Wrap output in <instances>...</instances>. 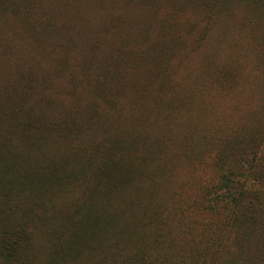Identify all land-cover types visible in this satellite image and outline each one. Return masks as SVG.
Listing matches in <instances>:
<instances>
[{"label": "trees", "instance_id": "trees-1", "mask_svg": "<svg viewBox=\"0 0 264 264\" xmlns=\"http://www.w3.org/2000/svg\"><path fill=\"white\" fill-rule=\"evenodd\" d=\"M154 1L0 0V264H106L138 236L158 243L163 233L149 230L157 209L151 216V208L122 192L148 165L115 162L113 151L128 158L129 139L149 163H165L179 156L174 148L188 154L195 142L193 131L183 135L180 114L204 113L217 99L247 124L264 104V0L248 1L262 21L233 19L232 0H167L216 11L198 37L190 22H166L178 32L162 27L167 19L157 16ZM241 28L254 39L248 48H241ZM228 54L241 62H219ZM188 56L197 60L189 64L196 65L189 68L194 74L182 62ZM251 130H235L215 145L205 128L199 133L216 178L196 208L176 214L183 240L170 243L177 260L264 264V131ZM100 135H107L106 147L84 149L83 165L68 163V150L57 153ZM73 184H87L92 194L104 189L105 199L116 203L83 212L93 195H82L78 206L55 210L51 192ZM151 246L145 245L159 247ZM135 260L146 264V252Z\"/></svg>", "mask_w": 264, "mask_h": 264}, {"label": "rangeland", "instance_id": "rangeland-1", "mask_svg": "<svg viewBox=\"0 0 264 264\" xmlns=\"http://www.w3.org/2000/svg\"><path fill=\"white\" fill-rule=\"evenodd\" d=\"M248 1L250 0H232V18L247 19L249 21H262V15L258 12L259 9H256L254 6L248 3ZM153 3V8L155 9V13L157 14V16L161 19H164V17H166L167 19L165 22H163L162 27H168L172 31L178 32L179 29L177 25H170L166 22H173L172 18L177 21L190 22L193 25L192 28L194 27L195 29H199L194 31L196 37L202 36L201 32L204 31L205 27L210 25L211 21L216 16V11L213 8L212 10H209L207 7H203L202 5L188 7L185 6L186 4H182L183 7H180L179 4H176V6L169 4L167 0H156ZM92 16L94 17V15ZM158 25L159 21L156 22L154 28H156ZM175 27H177V29ZM154 34H156V32ZM239 34L242 46L241 48L250 47L251 43H253L254 41L250 31L241 28ZM186 39L188 41L187 43H185V50L188 51L191 48V43L190 38ZM53 48L55 49V46L49 48V50H52ZM2 49L3 46L0 47V53ZM9 59L10 57H6V60L8 62ZM16 59L18 61H22V58L20 57H17ZM191 61L195 62L197 60L195 57L192 59L190 56L182 59V62L186 65V67H189L188 65ZM223 61L227 63L241 62L240 59H237L231 54H228L224 57V59L219 60V62ZM85 99V101H90L88 98ZM222 102L218 101L217 99L211 101L207 108L208 110H206L209 112L199 114L186 112L183 113L182 116L180 114V117L182 119L181 123L184 125L182 127H185L183 135H190V133L193 131L192 138L195 140V142H193L192 148L190 149L191 152H189L188 154L179 152L177 150L179 147H177L173 149L172 153L179 154V156H175L174 158L170 157V159H167L165 163H160L161 160L157 161L155 159L151 163H149L148 159H145V155H142L143 151L141 150L143 148H141L139 153H135L134 148H140V146L133 147L129 139L127 147L130 148L126 149L128 158L121 157V151H113V160L115 162L120 158L121 160L131 164L137 163L138 166L148 165L145 168V171L142 172V175L144 176L140 175L139 172H137L136 177L133 178L131 184H129L125 190L123 189L124 191L122 192H124L126 198H133L140 201V206L151 208V216H155L153 209H157V212L159 213V215L157 216L158 219L156 220L157 222L156 224H153V227H150L149 230L152 229V232L160 231L163 233V237L158 243H156L153 240L152 235L151 237H148V235L145 236L143 234V237L141 238L138 236L136 237L137 241H131L130 249L128 248V250L123 253L122 256L121 253L112 254L111 251H109V253L111 254L109 256L108 263L106 264H136L135 259L138 258V256L140 257V253L143 252H146V264L152 263L151 258L156 257L158 262L157 264H194V258L188 259L187 263L183 262L182 260H177L178 253L175 249L176 246L170 243V241H174L176 239L181 241L183 240L181 234H178V226L176 225L181 224V221L175 220L176 214L182 211V209L186 206L192 207L193 209L196 208L199 205V201L201 200V198H203L204 192L216 178V172L212 166L210 153L208 151H205L207 149V146L205 144H202L203 139H197L199 133H202L203 128H205L209 132L210 136L215 137V145L221 140L222 136L229 133L231 134L235 130L247 129L248 131L249 128H252L251 132L261 131L260 129L264 131V104L260 106L257 114L252 118V121L245 124L243 121H241V123H237L239 119L236 117V114L229 109L226 101L225 103ZM98 106L100 107L102 114H105V112L107 111L105 105L99 103ZM90 110L89 114H93L92 117L95 118L96 116H99L97 115L99 114L98 109L97 114L92 113ZM191 123L193 124L192 127H190ZM225 123H229V128L222 127ZM147 127L150 126L147 125ZM106 139L107 135H100L95 139L76 140L73 145H64L63 147H61L57 151V153L60 154L65 152L66 150L71 152L69 154L73 155L70 160H68V163L73 164L74 167H78L80 165H83V163H85L87 160L83 150L85 149L88 152H91L92 148L99 144V146L105 148L107 145V142L105 143ZM214 145L212 147H214ZM134 153L136 155H141L142 157L140 159H137L135 156L133 157ZM96 157L100 158L99 155H97ZM161 166H164L162 170L157 169ZM93 175L94 170L87 171L86 173V176L88 177H92ZM53 189L54 188H51L50 192ZM104 191V189H100V191L95 189L94 193L92 194L90 186H88L87 184H84L83 186L73 184L68 188H55L51 192V205L54 206L55 210H70L72 205L75 204L76 206H78V204L82 203V201L80 200V196L92 194L93 199L85 202L82 208L83 212L86 211L88 205L92 206L94 210L102 205L114 207L116 202L110 203V201L105 199L104 196L106 195L103 193ZM33 208L35 210H38V207L35 205ZM168 214L172 215L173 220H165V216H167ZM149 244L152 245L151 248L158 246L159 247L157 250L147 249L145 245ZM94 259L96 261L98 260L95 257ZM83 264H87V262H83ZM237 264L261 263L237 262Z\"/></svg>", "mask_w": 264, "mask_h": 264}, {"label": "bare ground", "instance_id": "bare-ground-1", "mask_svg": "<svg viewBox=\"0 0 264 264\" xmlns=\"http://www.w3.org/2000/svg\"><path fill=\"white\" fill-rule=\"evenodd\" d=\"M225 31H226V30H225ZM215 36H216V34H215ZM217 45H218V44H217ZM222 46H223V45H221V47H222ZM217 48H218V47H217ZM213 51H214V50H213ZM208 52H209V50H208ZM211 52H212V51H211ZM209 53H210V52H209ZM214 53H215V52H214ZM219 53H221V52H219ZM210 54H211V53H210ZM212 54H213V53H212ZM214 55H215V54H214ZM211 56H212V55H211ZM215 56H217V55H215ZM218 56H219V55H218ZM216 58H217V57H216ZM208 61H209V60H208ZM208 61H207V62H208ZM202 63H203V62H202ZM202 63H200V64H202ZM207 64H208V63H207ZM193 65H194V64H193ZM193 65H192V66H193ZM203 65H204V64H203ZM188 66H189V67H188V69H189L191 66H190V65H188ZM194 67H196V65L193 66V69H194ZM193 69H192V67H191V70H193ZM205 69H206V68H205ZM189 70H190V69H189ZM189 70H188V72H189ZM191 70H190V73L193 72L192 74H194V73H195V72H194L195 70H194V71H191ZM203 71H204V70H203ZM188 72H187V74H188ZM190 73H189V75H191ZM202 73H203V72H202ZM189 75H188L187 80H188V79L190 80V78H191ZM203 75H204V74H203ZM191 76H192V75H191ZM193 76H194V75H193ZM189 77H190V78H189ZM192 78H193V77H192ZM197 78H198V77H197ZM188 83H189V82L187 81V84H188ZM191 83H192V82H191ZM185 84H186V82H185ZM185 84L183 83L182 85H185ZM188 86H189V84H188ZM190 86H191V85H190ZM186 88H187V87H185V89H186ZM187 89H188V88H187ZM205 89H207V88H205ZM183 90H184V89H183ZM211 90H212V89H211ZM211 90H210V91H211ZM187 91H189V89H188ZM210 91H209V92H210ZM212 93H215V90H214V92H213V90H212ZM191 94H192V93H191ZM197 95H198V94H197ZM207 96H208V95H207ZM210 96H211V95H210ZM217 97H218V96H217ZM217 97H214V98H217ZM170 98H171V96H170ZM214 98H212V99H214ZM174 99L176 100V98H174ZM171 100H172V99H171ZM192 100H193V99H192ZM215 100H216V99H215ZM184 101H185V100H184ZM187 101H188V100H187ZM180 102H181V99H180ZM194 102H195V101H194ZM187 103H189V102H187ZM200 103H201V102H200ZM210 103H211V102H210ZM171 104H172V103H171ZM178 104H179V100H178ZM182 104H183V103H182ZM182 104H181V105H182ZM196 104H197V103H196ZM194 105H195V104H194ZM201 105H202V104H201ZM203 105H204V104H203ZM206 105H207V104H206ZM208 105H209V104H208ZM213 105H214V103H213ZM165 106H166V105H165ZM171 106H172V105H171ZM173 107H174V106H173ZM175 107H177V106H175ZM179 107H180V105H179ZM182 107H183V106H182ZM196 107H197V106H196ZM203 107H204V106H203ZM169 108H170V107H169ZM184 108H185V107H184ZM206 108H207V107H206ZM174 109H175V108H174ZM201 109H202V107H201ZM203 109H204V108H203ZM171 110H172V109H171ZM175 110H176V109H175ZM204 110H205V109H204ZM207 110H208V109H207ZM210 110H211V109H210ZM191 111H192V110H191ZM193 111H194V110H193ZM174 112H175V111H174ZM206 112H209V111H206ZM179 113H181V112H179ZM204 113H205V112H204ZM163 114H164V110H163ZM191 114H192V113H191ZM197 116H198V115H197ZM202 116H203V115H202ZM202 116H201V117H202ZM201 117H200V118H201ZM182 118H183V117H182ZM181 120H182V119H181ZM186 121H187V120H186ZM168 122H169V121H168ZM158 123H159V122H158ZM204 125H205V123H204ZM181 127H182V126H181ZM184 128H185V127H184ZM200 128H201V127H200ZM31 147H32V146H31ZM26 154H27V153H26ZM30 154H31V153H30ZM18 156H19V155H18ZM21 159H22V158H21ZM10 161H11V160H10ZM26 163H27V162H26ZM6 171H7V170H6ZM148 251H149V250H148Z\"/></svg>", "mask_w": 264, "mask_h": 264}]
</instances>
